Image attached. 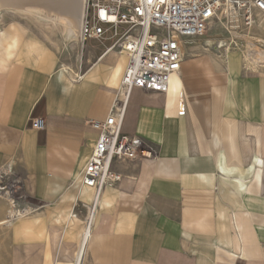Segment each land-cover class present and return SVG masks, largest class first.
I'll return each mask as SVG.
<instances>
[{
  "label": "crops",
  "instance_id": "crops-1",
  "mask_svg": "<svg viewBox=\"0 0 264 264\" xmlns=\"http://www.w3.org/2000/svg\"><path fill=\"white\" fill-rule=\"evenodd\" d=\"M111 42L73 45L68 64L65 43L24 16L0 24V168L12 162L41 207L0 228L6 264H76L95 196L81 178L92 123L110 116L128 65ZM183 49L167 93H131L122 133L158 157L114 162L122 181L102 193L81 264H264V76L245 75L238 53L218 66ZM8 211L0 199V223Z\"/></svg>",
  "mask_w": 264,
  "mask_h": 264
},
{
  "label": "built area",
  "instance_id": "built-area-1",
  "mask_svg": "<svg viewBox=\"0 0 264 264\" xmlns=\"http://www.w3.org/2000/svg\"><path fill=\"white\" fill-rule=\"evenodd\" d=\"M259 16L264 17V0H88L81 21V42L114 40L108 51L124 53L128 65L110 116L104 122L92 123L99 136L81 174L83 185L95 193L85 233L90 234L103 191L122 181L113 169L114 162L158 157L157 151L141 138L122 133L133 89L167 93L172 77L181 69L185 55L181 45H188L186 40L202 38L213 24L222 21L252 28ZM32 127L42 130L45 121L36 119ZM0 199L9 209L8 226L41 209L32 204L25 180L12 162L0 168ZM79 216L73 213V218Z\"/></svg>",
  "mask_w": 264,
  "mask_h": 264
},
{
  "label": "rangeland",
  "instance_id": "rangeland-1",
  "mask_svg": "<svg viewBox=\"0 0 264 264\" xmlns=\"http://www.w3.org/2000/svg\"><path fill=\"white\" fill-rule=\"evenodd\" d=\"M22 1V5L26 10H12L0 2V24L2 22L11 21L15 16H24L25 19L29 20L31 24L36 26L43 35L50 37L55 43H65L66 63L70 64L77 56L76 50L72 46L80 44L81 40L79 37L68 39L69 22L66 21V24L62 25L59 21L60 17H62L61 13L49 6L46 0ZM87 2L88 0H72L73 5L81 6V14L82 9L85 11ZM68 11L71 13L73 12L72 10ZM81 14L78 16L77 22L75 23L78 28L80 26ZM64 17L70 21H76L73 16ZM221 23L222 24H213L207 34L204 37L195 40L194 45L191 47H197L200 48V50H203L202 44L205 39L224 41L225 43L222 48L211 49L212 53H214L213 55L224 56L226 58L227 52L229 51L231 53H238L243 59L242 72L245 75L264 76V18L258 17L256 24L253 25L252 28L246 27L242 23H226L223 21ZM246 55L248 56L247 61L245 60ZM235 60H237V58H235ZM5 221L6 220L4 219L3 222H1L0 228L5 227V225H2ZM82 221L84 220L82 219ZM60 240V234L55 233L53 242L57 245ZM8 248L7 237L0 236V264L7 263L6 260H8L9 257H5L4 254H9ZM8 263L10 264L9 261Z\"/></svg>",
  "mask_w": 264,
  "mask_h": 264
},
{
  "label": "bare ground",
  "instance_id": "bare-ground-1",
  "mask_svg": "<svg viewBox=\"0 0 264 264\" xmlns=\"http://www.w3.org/2000/svg\"><path fill=\"white\" fill-rule=\"evenodd\" d=\"M0 2H2L4 4V6L10 8L12 10L13 9H17V10L18 9H24V10H26V8L22 5V3H23L22 0H0ZM46 2L54 10H57V11H59L61 13L62 17H60L59 21L61 22L62 25H65L66 21L69 22V25H68V39H74L76 37H80L81 21H82L83 15H84L83 9H82V14H81V8H80L81 6L80 5H75V4L73 5L72 4V0H46ZM68 10H72L73 12L71 13ZM80 14H81L80 26L78 28V26L75 23L77 22V18H78V16H80ZM64 16H73L76 21H70L69 19L65 18ZM259 17H263V16H259ZM186 42H187L188 45L193 46L194 43H195V40H186ZM224 43H225L224 41H216V40H213V39H205V41H203L202 48H203L204 51L209 52L211 55H213L214 53H212L211 49L222 48ZM181 49H183L182 45H181ZM122 54L125 55L124 53H122ZM230 55H231V52L229 51V52H227L226 58L224 56H219V55H213L212 57H213L215 63L218 66H222V64H226L227 63V59H229ZM209 59H211V58H209ZM245 60L246 61L248 60V56L247 55H246V59ZM236 62H237V60L234 59L233 63H236ZM63 68H64L65 72L69 76H71L73 78V76L75 75L74 70L71 67H68V66H65V65H63ZM222 69H224V68H222ZM76 76H78V75H76ZM176 78H177L176 75H174L172 77L170 85H174L176 83ZM71 217L73 218V214H71ZM71 217H69V218H71ZM2 225H6V221L4 223H2ZM90 236H91V229H90V234H88L87 232L84 233L83 243H82V250L79 253V256H78L77 260H75L76 264H81L82 263L84 255H85L88 239H89Z\"/></svg>",
  "mask_w": 264,
  "mask_h": 264
}]
</instances>
